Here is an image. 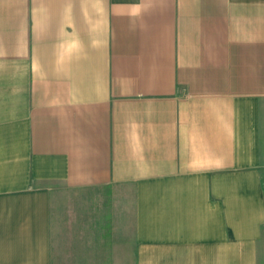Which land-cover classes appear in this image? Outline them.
Here are the masks:
<instances>
[{"label": "crops", "instance_id": "crops-1", "mask_svg": "<svg viewBox=\"0 0 264 264\" xmlns=\"http://www.w3.org/2000/svg\"><path fill=\"white\" fill-rule=\"evenodd\" d=\"M263 181L264 0H0V264L78 191L108 264H259Z\"/></svg>", "mask_w": 264, "mask_h": 264}, {"label": "rangeland", "instance_id": "rangeland-1", "mask_svg": "<svg viewBox=\"0 0 264 264\" xmlns=\"http://www.w3.org/2000/svg\"><path fill=\"white\" fill-rule=\"evenodd\" d=\"M96 196L97 192L78 191L63 193L58 198L54 208L55 264H108V241L96 234L97 211L103 210ZM69 242L77 243V248L66 249ZM259 252V264H264V241Z\"/></svg>", "mask_w": 264, "mask_h": 264}, {"label": "built area", "instance_id": "built-area-1", "mask_svg": "<svg viewBox=\"0 0 264 264\" xmlns=\"http://www.w3.org/2000/svg\"><path fill=\"white\" fill-rule=\"evenodd\" d=\"M263 185H264V181H263Z\"/></svg>", "mask_w": 264, "mask_h": 264}]
</instances>
